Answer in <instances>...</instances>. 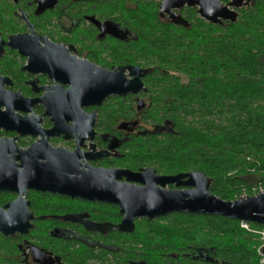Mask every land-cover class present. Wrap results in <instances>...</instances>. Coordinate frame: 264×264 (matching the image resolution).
I'll return each mask as SVG.
<instances>
[{"label": "trees", "instance_id": "obj_1", "mask_svg": "<svg viewBox=\"0 0 264 264\" xmlns=\"http://www.w3.org/2000/svg\"><path fill=\"white\" fill-rule=\"evenodd\" d=\"M159 5L104 4L116 8V20L133 33L115 50L152 70L145 78L149 102L140 111L150 129L128 146L131 165L161 175L200 170L213 181L210 191L224 200L264 190V0L241 8L235 23L211 24L196 8H184L189 27L161 17ZM125 105L121 98L109 103L103 121L130 117ZM102 209L99 220L121 219L116 206ZM262 228L180 212L137 219L132 233L110 235L120 249L111 258L117 264H263L257 251ZM73 243L71 261L82 264L90 252Z\"/></svg>", "mask_w": 264, "mask_h": 264}, {"label": "flooded vegetation", "instance_id": "obj_2", "mask_svg": "<svg viewBox=\"0 0 264 264\" xmlns=\"http://www.w3.org/2000/svg\"><path fill=\"white\" fill-rule=\"evenodd\" d=\"M107 1L0 0L2 264H77L71 261L73 241L76 247L85 248V253L90 252L82 264H117L111 258L120 250L117 237H110L117 231H89L69 218L85 215L94 222L118 224L123 217L119 206L52 190L55 179L65 178L66 169L72 166L133 172L146 168L135 169L127 152L134 138L150 129L140 114L149 102L147 90L82 106V116L66 112L72 106L67 97L73 89L72 66L79 64L93 72L99 68H149L115 50L116 43H128L133 33L116 20V8L105 9ZM120 98L130 117L104 122L105 107L117 104ZM140 99L145 102L143 107L138 106ZM61 171L62 177L57 176ZM103 205L116 206L121 219L99 220ZM28 213L31 227L21 232L19 218Z\"/></svg>", "mask_w": 264, "mask_h": 264}, {"label": "water", "instance_id": "obj_3", "mask_svg": "<svg viewBox=\"0 0 264 264\" xmlns=\"http://www.w3.org/2000/svg\"><path fill=\"white\" fill-rule=\"evenodd\" d=\"M156 1L160 2L161 17H167L175 25L189 27V21L179 13L184 8H196L199 17L211 24L235 23L239 18L238 10L253 0H228V3L224 0ZM75 66L69 72L73 89L67 94L72 106L66 108V112L73 116L83 115L82 106L100 105L110 96L124 97L146 91L143 78L152 71L151 68L127 66L113 71L99 68L93 72L85 71V66ZM144 104L142 99L138 100L139 107ZM62 175L63 171L57 174L59 177ZM212 182L200 170L161 175L152 167L133 172L121 169L80 170L72 166L66 169L65 178L55 179L52 190L72 198L118 205L123 216L118 224L94 222L86 219L85 215L70 216L69 219L83 224L89 231L101 234L110 231L132 233L137 219L151 221L175 212L220 215L264 225V191L224 200L210 191ZM171 185L174 188H169ZM29 219L30 213L19 218V231H28L31 227ZM262 253L264 255V247Z\"/></svg>", "mask_w": 264, "mask_h": 264}, {"label": "built area", "instance_id": "obj_4", "mask_svg": "<svg viewBox=\"0 0 264 264\" xmlns=\"http://www.w3.org/2000/svg\"><path fill=\"white\" fill-rule=\"evenodd\" d=\"M261 191H264V190H260V191H258L257 193H259V192H261ZM257 193H256V194H257ZM241 226H242L243 228H245V229H249V228H250V223H249V222L241 221ZM257 233L259 234L261 240L263 241L262 244H261V246H260V248H259V252H260V254H261V256H262V260H261V262L264 264V255H263V253H262V249H263V247H264V228H262L261 230L257 231Z\"/></svg>", "mask_w": 264, "mask_h": 264}, {"label": "rangeland", "instance_id": "obj_5", "mask_svg": "<svg viewBox=\"0 0 264 264\" xmlns=\"http://www.w3.org/2000/svg\"><path fill=\"white\" fill-rule=\"evenodd\" d=\"M262 242H263V241H262V240H260V243H261V244H262ZM260 246H261V245H260ZM260 246H259V248H260ZM259 248H258V250H257V251H258V254L261 256V254H260V252H259ZM261 260H262V256H261ZM261 263H262V262H261Z\"/></svg>", "mask_w": 264, "mask_h": 264}]
</instances>
